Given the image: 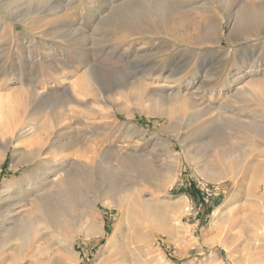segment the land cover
I'll use <instances>...</instances> for the list:
<instances>
[{"label": "rangeland", "instance_id": "1", "mask_svg": "<svg viewBox=\"0 0 264 264\" xmlns=\"http://www.w3.org/2000/svg\"><path fill=\"white\" fill-rule=\"evenodd\" d=\"M168 1L0 0V264H264V0Z\"/></svg>", "mask_w": 264, "mask_h": 264}, {"label": "bare ground", "instance_id": "2", "mask_svg": "<svg viewBox=\"0 0 264 264\" xmlns=\"http://www.w3.org/2000/svg\"><path fill=\"white\" fill-rule=\"evenodd\" d=\"M146 1V3L143 5L142 4V6H139V7H137V13H138V16L140 17V16H143V18H145V15L144 14H149V13H151V11L153 10L152 8H155V9H158V11L160 10L161 12H164L165 11V6L167 7V5H168V3H169V1L168 0H145ZM174 1V0H173ZM173 3V2H172ZM250 3V2H249ZM253 3V2H252ZM128 4V3H127ZM170 4V3H169ZM258 5V4H257ZM254 6V5H253ZM132 10V9H131ZM255 12V11H254ZM130 14L132 15V13L130 12ZM142 14V15H141ZM256 14V13H255ZM126 17H128V16H126ZM244 17V16H243ZM147 18V17H146ZM104 74V73H103ZM92 80H93V82L94 83H96V84H98V81H97V78H95V77H93L92 76ZM101 87V86H100ZM69 89V88H68ZM75 90V89H74ZM73 90V91H74ZM98 90H99V88H98ZM156 93V92H155ZM72 95V94H71ZM159 95V94H158ZM164 96V95H163ZM188 99H190L189 98V96H188ZM185 100H186V98H185ZM184 101V100H183ZM171 103H173V102H171ZM175 103H177V102H175ZM176 105V104H175ZM200 107V106H199ZM186 109V108H185ZM200 109V108H199ZM184 110V109H183ZM201 110H203V109H201ZM200 111V110H199ZM204 111V110H203ZM180 113H182V112H180ZM215 117V116H214ZM220 117V116H219ZM216 118V117H215ZM9 125H11L12 126V122H9L8 123ZM8 125V126H9ZM7 126V127H8ZM11 126H9V128L11 127ZM24 129V128H23ZM23 134V133H22ZM22 137V136H21ZM50 141H51V145L53 144H55L56 142H57V140L55 141L54 139H52V138H50ZM2 145V144H1ZM57 145V144H56ZM4 147V146H3ZM60 148V147H59ZM62 148V147H61ZM60 148V149H61ZM57 149V148H56ZM59 149V150H60ZM57 151V150H56ZM102 154H103V152H102ZM116 154V153H115ZM92 156H94V153H92ZM91 157V156H90ZM95 157V156H94ZM92 158V157H91ZM116 158V157H115ZM121 158V157H120ZM123 158V157H122ZM138 159V158H137ZM117 160V159H116ZM125 160V159H124ZM124 162L126 163V161H122V160H119V168H120V166L123 168V165H124ZM151 162V161H150ZM149 163V162H148ZM72 164V163H71ZM150 164V163H149ZM77 165L78 166H80V168L82 169V170H84L85 168H87L85 165H83V163H81V162H77ZM115 165H117V164H115ZM129 165H133V163L131 162ZM129 168V167H128ZM148 168V167H147ZM87 170V169H86ZM63 171V173H64V175H62L61 177H60V179L58 180L59 181V184H58V188H59V191H61V193H63L64 194V196H66V198H67V201H68V203L70 204V206L73 204L74 205V203L75 202H77V199L79 198V197H77V188H78V186H79V182L81 181V179L80 178H83L82 176H80V173L78 174H74V173H71L68 169L67 170H62ZM78 172H80V170L78 171ZM62 173V172H61ZM62 173V174H63ZM82 173V172H81ZM83 174V173H82ZM85 175V174H84ZM85 177V176H84ZM77 180H80V181H78L77 182ZM53 181V180H52ZM51 181V182H52ZM84 181V180H83ZM57 184V183H56ZM114 191V190H113ZM110 193H112V192H110L109 191V193L108 194H110ZM106 194V193H105ZM114 194H116V192L114 193ZM113 194V195H114ZM106 196H107V194H106ZM130 196V195H129ZM135 196V195H134ZM112 197V196H111ZM115 197H116V195H115ZM129 197H127V199H128ZM130 198H131V196H130ZM114 199V198H113ZM116 200V203H117V206L119 207V209L121 210V212L122 213H124L123 211V200H124V198H119L118 197V193H117V198H115ZM128 202H129V200H127ZM40 202V201H39ZM68 204V205H69ZM154 205V204H153ZM187 208V207H186ZM36 210L38 211V213L35 215V217L34 218H28V219H26V224H25V229L27 228H30L31 227V225H33L35 222H37V219L39 220V219H41V221L43 220V221H46V222H49V221H51L52 220V218H53V214H52V212L50 211V209H49V207H48V204H46V201H43V200H41V203H40V205H38L37 207H36ZM190 210V209H189ZM40 222V221H39ZM124 222V221H123ZM38 223V222H37ZM26 229V230H27ZM45 229V228H44ZM91 229V228H90ZM29 230V229H28ZM27 230V231H28ZM30 231V230H29ZM41 231V229H38V231L36 232V233H38V232H40ZM42 231H43V228H42ZM39 234V233H38ZM111 239V238H110Z\"/></svg>", "mask_w": 264, "mask_h": 264}, {"label": "built area", "instance_id": "3", "mask_svg": "<svg viewBox=\"0 0 264 264\" xmlns=\"http://www.w3.org/2000/svg\"><path fill=\"white\" fill-rule=\"evenodd\" d=\"M207 190H208L209 192H211V191H212V189H209V188H207ZM211 194H212V193H211ZM211 194H210V195H211ZM192 208H193V207H192Z\"/></svg>", "mask_w": 264, "mask_h": 264}, {"label": "trees", "instance_id": "4", "mask_svg": "<svg viewBox=\"0 0 264 264\" xmlns=\"http://www.w3.org/2000/svg\"><path fill=\"white\" fill-rule=\"evenodd\" d=\"M194 191H195V190H194V189H192V191H191V192L193 193Z\"/></svg>", "mask_w": 264, "mask_h": 264}]
</instances>
